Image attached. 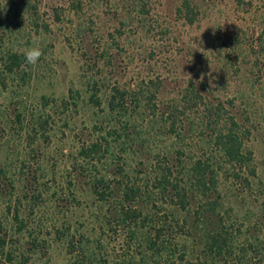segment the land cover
Instances as JSON below:
<instances>
[{
	"label": "rangeland",
	"instance_id": "1",
	"mask_svg": "<svg viewBox=\"0 0 264 264\" xmlns=\"http://www.w3.org/2000/svg\"><path fill=\"white\" fill-rule=\"evenodd\" d=\"M260 5L82 0L73 12L65 0H0V237L6 239L0 264H68L62 235H92L96 203L83 181L71 180L72 159L103 117V104L91 106V95L103 102L113 86L150 84L161 102L190 82L226 103L241 97L231 112L250 129L246 147L256 167V197L230 196L227 185L222 193L244 219L258 220L264 211ZM32 48L42 55L28 64ZM9 53L20 60L12 73L5 71ZM43 97L49 124L38 137L28 128L32 115L43 113Z\"/></svg>",
	"mask_w": 264,
	"mask_h": 264
},
{
	"label": "trees",
	"instance_id": "2",
	"mask_svg": "<svg viewBox=\"0 0 264 264\" xmlns=\"http://www.w3.org/2000/svg\"><path fill=\"white\" fill-rule=\"evenodd\" d=\"M65 2L73 12L82 8V0ZM235 2L252 7L254 0ZM183 9L190 12L187 2ZM19 62L9 53L5 71ZM150 87L113 86L103 102L90 97L91 106L103 104V117L73 155L71 180L86 184L96 209L92 235H62L68 264H264V211L254 222L244 219L222 193L227 185L230 196L256 197L250 129L231 112L241 97L226 103L190 82L161 102ZM41 102L43 113L28 128L38 137L49 124V101ZM5 248L0 237V252Z\"/></svg>",
	"mask_w": 264,
	"mask_h": 264
},
{
	"label": "clouds",
	"instance_id": "3",
	"mask_svg": "<svg viewBox=\"0 0 264 264\" xmlns=\"http://www.w3.org/2000/svg\"><path fill=\"white\" fill-rule=\"evenodd\" d=\"M42 55L41 51L38 48H32L26 53V62L28 64H34L38 61L40 56Z\"/></svg>",
	"mask_w": 264,
	"mask_h": 264
}]
</instances>
